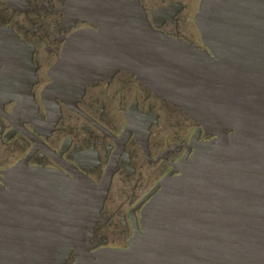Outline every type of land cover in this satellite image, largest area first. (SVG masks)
<instances>
[{"label": "water", "instance_id": "water-1", "mask_svg": "<svg viewBox=\"0 0 264 264\" xmlns=\"http://www.w3.org/2000/svg\"><path fill=\"white\" fill-rule=\"evenodd\" d=\"M68 8L97 30L69 37L49 90L77 98L125 69L213 137L158 183L126 249L91 242L105 188L49 169L3 171L0 264H264V0H202L201 50L154 29L139 0ZM28 52L0 26V108L28 105Z\"/></svg>", "mask_w": 264, "mask_h": 264}, {"label": "flooded vegetation", "instance_id": "flooded-vegetation-1", "mask_svg": "<svg viewBox=\"0 0 264 264\" xmlns=\"http://www.w3.org/2000/svg\"><path fill=\"white\" fill-rule=\"evenodd\" d=\"M151 26L197 49H206L196 26L202 0H139ZM69 0H0V26L30 49L36 77L27 106L17 100L0 108V184L3 171L20 165L89 178L107 190L94 227L95 248L126 249L141 231L142 213L167 175L212 139L194 119L159 98L125 69L86 85L80 97L49 90L51 69L69 37L97 30L69 12Z\"/></svg>", "mask_w": 264, "mask_h": 264}]
</instances>
